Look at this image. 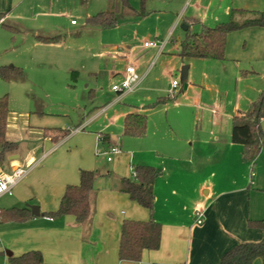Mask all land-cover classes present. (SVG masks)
Returning <instances> with one entry per match:
<instances>
[{
  "label": "crops",
  "instance_id": "0c3cea01",
  "mask_svg": "<svg viewBox=\"0 0 264 264\" xmlns=\"http://www.w3.org/2000/svg\"><path fill=\"white\" fill-rule=\"evenodd\" d=\"M108 1L80 0L84 9L89 10L85 13L86 19L107 10L116 12L117 16L128 15V19L136 24L135 35L140 31L144 43H165L162 48H144L141 44L143 52L151 50L150 58H160L164 54L179 58L181 66L188 60L179 56L180 42L185 39L188 30L200 33L205 27L225 22L229 20L233 9L264 12V0H145L143 15H140L142 0H129L133 12L123 10L121 4L113 9H105ZM24 2L25 0H0V12L6 14L4 22L15 26L22 33L25 32V40L27 43L29 40V46L38 53L43 55L53 51L51 48L56 47V44L41 43L36 37H66L61 34L57 24L40 23L29 29L26 25L19 28L9 22L8 14ZM37 2L44 1L32 0L30 10L26 11L32 16L34 23L38 16L52 14L40 13L42 8ZM30 16L22 15V18L29 19ZM238 18L241 19L239 16ZM148 21L156 23V26L141 29L140 23L148 24ZM71 25L75 29L79 23ZM86 26H89L85 29L90 37L89 41L94 44L99 39L103 46L105 29L88 24ZM250 28L248 35L260 46L261 59L264 60V27ZM229 36L230 33L226 39L225 58L220 62L234 63V66L226 64L228 68L223 66L229 73L226 80L234 82L230 99L206 103L198 96L192 104L202 108L207 114L209 127L192 141L178 130L157 151L150 153L151 162L141 161L142 165L162 170L154 186L153 217L162 225L158 250L144 251L138 263L119 260L122 222L125 219L146 221L150 219V214L120 192V175L123 173L120 171L121 166L116 163L112 166V172L99 171V178L109 177L110 185L103 191H93V211L88 221L79 223L71 215H45L58 208L68 185L79 183L81 170H94L93 152L96 144V151L99 148V134L107 135L108 144L113 145L111 134L116 130L118 135L119 132L122 133L120 136L123 135L124 118L127 114L136 112L147 116L146 136L152 110L148 106L155 102L144 105L132 102L119 106L121 99H115L93 113H87L83 121L72 127L70 122L62 123L52 119L59 114L49 108L28 106L31 103L26 101L28 111L20 115L18 123L16 117H10V113L8 115L6 139L16 143L18 149L8 154L0 163V175L10 174L19 167L26 168L36 163L38 165L14 187L12 195L1 196L0 202L5 197L8 198L0 204V208L7 211L37 205L41 215L37 217L30 213L31 216L25 220H5L0 223V251L5 254L1 263L12 264L10 257L37 250L47 264H220L223 256L237 245L261 242L264 232L249 228L248 221L264 217V153H259L254 165L244 161L242 146L232 141L231 134L234 118L248 110L263 91L264 73L255 67L259 62L256 52L254 57L248 59L230 56ZM100 54L101 59L107 60L110 57L106 52ZM116 55L119 58L127 57L125 51ZM176 65L167 66L172 76L174 71L179 70ZM191 67L192 64H189L188 72ZM74 72L78 75L77 71L72 73ZM22 79L24 72L23 77L12 81ZM190 79L186 89L201 88V84L193 83ZM173 80L178 79L173 78L172 82ZM229 86L231 87L230 84ZM182 89L185 88L180 84L179 93L188 97ZM261 127L264 132V120ZM50 128L70 130V133L60 142L54 143L45 135V130ZM201 128L203 127L196 126L198 132ZM163 140L159 139V142ZM27 142L31 146L22 149L20 146ZM249 164L254 171L251 179L248 178ZM253 264H263V260L257 258Z\"/></svg>",
  "mask_w": 264,
  "mask_h": 264
},
{
  "label": "rangeland",
  "instance_id": "374dc122",
  "mask_svg": "<svg viewBox=\"0 0 264 264\" xmlns=\"http://www.w3.org/2000/svg\"><path fill=\"white\" fill-rule=\"evenodd\" d=\"M41 1L44 2H37L42 8L40 13L51 12L50 16L52 17H41L42 14L37 17L36 23L32 22V16L26 12L30 10L32 0H25L18 8L12 10L13 12L8 14L7 18L9 22L16 24L19 28L26 25L31 29L32 25L40 23L57 24L61 34L66 37L63 42L51 48L53 51L42 55L29 46V40L28 43L25 40L27 36L25 32H13L0 26V67L14 64L22 67L24 72V79L20 81L7 82L0 77V97L8 96L9 116L16 117V123H18L20 115L28 111L26 101L31 103L28 106L49 108L50 111L59 114L53 116L52 119L62 123L70 122L74 127L83 121L87 113L91 111L93 113L97 108L115 99H121L118 102L121 103L119 106H125L132 102L144 105L156 102L158 98H168V101L160 102L152 107L150 127L145 137L120 136L122 133L119 132L118 135V132L114 130L111 134L114 144L99 145V148L105 150L111 146L120 148V153L113 156V161L108 162L103 154L97 156L95 153L96 144L93 152L94 170L102 173L112 172V166L116 163L121 166L120 171L123 175L120 176L132 178L133 163L143 164L141 163L143 160L151 162L152 155L150 153L157 151L178 130L182 135L189 136L192 141L197 135L199 138V133L209 127L207 114L202 111V108L192 104L198 96H201L206 103L224 102L230 99L234 90H232L234 82L231 80L229 83V80H226L229 73L223 66L228 68L229 66L226 64L234 66V63L188 59L181 66V60L170 55L164 54L160 58H150L151 50L143 52L142 46H140L144 43L143 34L137 31L135 35L136 24H133L125 14H119L117 28L103 30V46L99 39L92 44L85 31L89 27L86 26L85 13L89 10L84 9L80 0ZM116 5L120 6L118 0H109L105 9L106 7H109L108 9L116 8ZM60 13H63L64 16ZM22 15L30 16V18L24 19ZM72 20L79 23L75 29L72 28ZM148 22V24L140 23L142 24L141 29L142 27L156 26V23ZM249 30L251 28L246 27L230 33L228 37L230 53H232L230 56L232 55V58L235 57V59H248L254 57L256 52L259 62L255 67L264 73V60L261 59L260 46L253 41L252 36L248 35ZM157 42L161 43V41ZM100 46L103 50L100 49ZM122 51L127 53L126 58L117 57L116 53L119 54ZM101 52L109 53L110 57L107 60L101 59ZM130 64L136 68V74L140 79L138 86L131 93L115 92L112 87L122 83L125 68ZM189 64H192V67L188 72L187 83L191 78L193 83L201 84V88L198 89L200 94L196 88H188L182 89V92L187 93L188 97L181 96L179 91L172 95L170 93L172 79H178L183 86L182 67ZM175 65L179 70L174 71L172 76L167 69ZM209 65L213 67H208ZM73 71L78 72L76 78L72 77ZM198 125L203 127L201 130L199 129V132L196 129ZM159 139L164 140L159 142ZM30 146V143L27 142L20 147L27 149ZM33 165L35 168L38 163ZM253 176L254 171L250 166L248 178L251 179ZM108 181L109 177L99 178L95 183L94 190L99 192L107 189L110 185ZM5 198L1 200V205ZM4 258L5 254L0 251V264Z\"/></svg>",
  "mask_w": 264,
  "mask_h": 264
},
{
  "label": "trees",
  "instance_id": "16d2710c",
  "mask_svg": "<svg viewBox=\"0 0 264 264\" xmlns=\"http://www.w3.org/2000/svg\"><path fill=\"white\" fill-rule=\"evenodd\" d=\"M122 9L133 12L129 0H118ZM142 0V12H144ZM241 17V19L238 18ZM5 13L0 12V26L18 32L15 26L6 24ZM87 24L103 29L116 26L117 13L112 10L100 12L86 19ZM264 27V12L233 9L229 20L219 23L214 27H205L200 33L187 31L184 40L180 42L179 56L182 59H202L221 61L225 58V46L227 35L246 27ZM37 41L44 44H58L64 41V36L45 37L37 36ZM77 73H72L73 78ZM0 77L7 82L23 77V69L15 65L0 67ZM168 98H161L148 107H154L160 102H166ZM10 113L9 99L5 95L0 97V163L7 155L17 150L16 143L6 139L7 118ZM264 120V89L258 98L251 103L248 110L241 112L234 118L231 139L234 143L242 146V158L254 165L259 153H264V132L261 124ZM147 116L143 113H129L124 118L123 136L143 137L147 132ZM70 130L50 128L45 130V135L54 143L66 138ZM101 144H107L109 138L105 134H99ZM133 175L136 178L121 177L120 192L126 194L129 199L140 207L146 209L150 219L146 221L125 219L121 225V235L118 256L121 262L138 263L141 261L144 251H155L160 248L162 225L153 217L155 209L156 180L161 176L162 170L142 164L132 165ZM96 170H81L79 183L68 185L61 198L60 204L55 211L46 212L51 217L74 216L79 223L89 220L93 211L92 193L95 182L100 177ZM30 207L12 208L7 211L1 210L0 223L5 220H25L31 215ZM249 228L261 229L264 232V217L261 220H249ZM261 258L264 264V239L258 243H241L228 251L220 264H253V261ZM12 264H47L40 251L26 252L20 256L10 257Z\"/></svg>",
  "mask_w": 264,
  "mask_h": 264
},
{
  "label": "built area",
  "instance_id": "2783aa9c",
  "mask_svg": "<svg viewBox=\"0 0 264 264\" xmlns=\"http://www.w3.org/2000/svg\"><path fill=\"white\" fill-rule=\"evenodd\" d=\"M72 24H76V21L73 20ZM165 45V43L161 42L158 43L157 41H146L143 46L144 48H154V47H160L161 48ZM140 79L138 78L136 74V68L133 65H129L125 68L124 72V79L121 84L114 85L113 90L118 93H125V92H132L135 90V88L138 86ZM180 88V82L178 80H173L172 87L170 90V93L173 95L175 94ZM99 143L101 144L100 140ZM120 148L116 146H111L108 148V150H105L104 148H98L96 151V155H105L108 162H111L113 160V156L120 153ZM33 164L24 168L19 167L16 168L12 173L10 174H1L0 175V198L3 195H12L14 187L25 177L27 176L30 171L33 168ZM133 178H136V175H133ZM1 212V208H0ZM200 222V221H199ZM1 241H0V247H1Z\"/></svg>",
  "mask_w": 264,
  "mask_h": 264
},
{
  "label": "water",
  "instance_id": "95a60500",
  "mask_svg": "<svg viewBox=\"0 0 264 264\" xmlns=\"http://www.w3.org/2000/svg\"><path fill=\"white\" fill-rule=\"evenodd\" d=\"M187 78H188V66H185L183 67L182 73H181V81L185 89L187 88ZM29 207H30V210L33 216L38 217L41 215L39 206L31 205Z\"/></svg>",
  "mask_w": 264,
  "mask_h": 264
}]
</instances>
